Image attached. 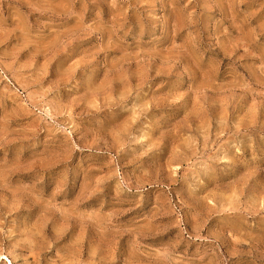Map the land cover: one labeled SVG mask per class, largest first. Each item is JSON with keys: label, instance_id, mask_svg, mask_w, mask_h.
<instances>
[{"label": "rangeland", "instance_id": "1", "mask_svg": "<svg viewBox=\"0 0 264 264\" xmlns=\"http://www.w3.org/2000/svg\"><path fill=\"white\" fill-rule=\"evenodd\" d=\"M0 264H264V0H0Z\"/></svg>", "mask_w": 264, "mask_h": 264}]
</instances>
